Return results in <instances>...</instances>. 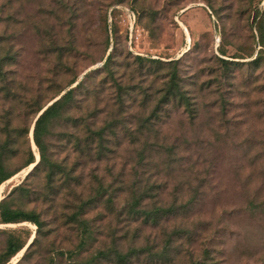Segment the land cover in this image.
Wrapping results in <instances>:
<instances>
[{"label": "rangeland", "instance_id": "rangeland-1", "mask_svg": "<svg viewBox=\"0 0 264 264\" xmlns=\"http://www.w3.org/2000/svg\"><path fill=\"white\" fill-rule=\"evenodd\" d=\"M0 54L13 58L0 80V154L17 172L0 200L43 223L0 218V264H120L116 251L133 249L150 251L129 264H264V0H0ZM97 69L88 119L108 128L104 161L75 155L71 142L87 135L61 120L49 148L85 179L51 202L45 174L26 181L30 150L40 160L36 112ZM175 73L188 109L165 104ZM102 183L109 193L79 219L88 230L74 215ZM123 186L151 187L146 209L184 210L135 223ZM10 241L24 246L11 259Z\"/></svg>", "mask_w": 264, "mask_h": 264}, {"label": "trees", "instance_id": "trees-1", "mask_svg": "<svg viewBox=\"0 0 264 264\" xmlns=\"http://www.w3.org/2000/svg\"><path fill=\"white\" fill-rule=\"evenodd\" d=\"M113 54H110L107 58V61L104 65V68L110 70V64L113 61ZM13 58H9L8 55L2 56L0 54V62L2 67H0V80H4L6 77L5 71L3 70L5 62L8 60H12ZM258 59V58H257ZM256 59V60H257ZM142 61L143 59L140 58ZM255 60V61H256ZM225 64H228L227 61H224ZM176 64V63H175ZM100 72L99 69L92 71L85 75L84 79L76 85V87L70 89L65 94L60 95V99L53 103L51 106L45 105L41 107L36 112L33 137L36 148L39 149L40 153V161L35 166V168L27 175L26 181L30 178L38 176L39 174H45L47 177V185L45 188H51V191L46 195H53L51 202H55L62 195L68 194L71 196L72 194H77L78 189L82 188L84 185V173H78V169L80 164L77 162L72 166L68 163V160L60 161V159L56 158L52 153V150L49 148L48 140L51 136V128H55L61 120H65L70 123V127L73 130L82 129L85 130V134L87 137L82 143L81 140L78 139L73 143V148L75 151V155H79L80 159H85L86 164L89 163H98L104 161L105 152V141L107 137V129L106 127H99L97 123L90 119L94 118L98 119V114H95L93 117H90L94 112V108H92V101L96 102L95 99L99 98V95L94 99L93 95L96 94V90L92 88L90 81H94V77ZM178 74L175 73L171 77V81L168 84V88L166 90V94L164 97L165 104H168V101L171 103L172 100L178 102V104L182 107H186L187 109L192 106L191 100L189 96H187L178 85H176ZM78 80L73 81L72 85L76 84ZM121 87V86H120ZM122 89V88H121ZM47 110L38 118L39 114L46 108ZM160 105L154 110L153 114L156 116V113L160 111ZM76 113H80L76 115ZM152 120L148 119L147 123H150ZM144 127V126H143ZM3 153L0 154V186L11 179L13 176L17 174V172L12 174H7L6 166L3 160ZM37 163L35 154L32 150H30L29 158L25 164V168H29L34 166ZM96 179H99V176H95ZM57 184L60 186L56 187ZM124 184V183H123ZM123 190H121L120 195L130 194L132 200L126 203L125 211L127 215H129L131 221L137 223L140 220H143L144 225H159L161 219L163 217H170L174 215V211H182L184 208L176 207V205L170 208L156 207L152 209H146V202L148 201L149 192H152L153 189L146 188L144 192H142L138 188L129 189L127 186H123ZM20 190L26 189L25 187H20ZM141 191V192H140ZM109 193V190L102 183L98 186L97 190L93 197H90L87 201H82L78 206V211L74 215L76 221L80 223L85 229H88V221L86 219L79 220L81 217L88 214V209L94 210L96 209L99 203H101L106 195ZM115 195V194H114ZM117 196V195H115ZM8 198H5L0 201V218L2 223L4 224H12L18 222H34L38 227V230L43 228V223L41 221L40 216L36 212H25L23 210H13L8 206L7 202ZM108 203H113V198H109ZM178 204V201L176 200ZM164 213V216L161 214ZM89 230V229H88ZM38 235V234H37ZM37 240V237L34 239L33 243L27 248L30 249ZM24 249V246H19L16 241H10L7 247V255L11 258L16 256L19 252ZM150 251L149 250H138L133 249L128 253L122 254L119 250L116 251V256L118 263L120 264H129L131 259L134 257L139 258L143 252ZM112 252V251H111ZM107 252L101 251L99 253L100 256H107Z\"/></svg>", "mask_w": 264, "mask_h": 264}, {"label": "water", "instance_id": "water-1", "mask_svg": "<svg viewBox=\"0 0 264 264\" xmlns=\"http://www.w3.org/2000/svg\"><path fill=\"white\" fill-rule=\"evenodd\" d=\"M59 99H60V98H58L57 100H55L54 102H52L51 104H49L48 107L51 106V105H52L53 103H55L56 101H58ZM48 107H46V108H45V109L39 114L38 118H39V117H40V116H41V115L47 110ZM39 161H40V160H39ZM39 161H37V163H36V164H35V165L29 170L28 173H30V172L35 168V166L39 163ZM0 201H1V200H0ZM33 241H34V240H33ZM33 241L31 242V244L33 243ZM31 244H30V245H31ZM30 245H29V246H30Z\"/></svg>", "mask_w": 264, "mask_h": 264}]
</instances>
